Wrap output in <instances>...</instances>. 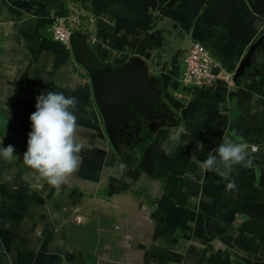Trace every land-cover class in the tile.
I'll return each instance as SVG.
<instances>
[{"label": "crops", "instance_id": "crops-1", "mask_svg": "<svg viewBox=\"0 0 264 264\" xmlns=\"http://www.w3.org/2000/svg\"><path fill=\"white\" fill-rule=\"evenodd\" d=\"M59 17L97 68L132 64L153 87L113 116L114 140L88 72L50 34ZM195 40L231 83L180 84ZM48 91L77 98L83 144L59 188L23 162ZM223 134L253 160L228 180L199 166ZM0 140L18 157L0 158V264H264V0H0Z\"/></svg>", "mask_w": 264, "mask_h": 264}, {"label": "clouds", "instance_id": "clouds-1", "mask_svg": "<svg viewBox=\"0 0 264 264\" xmlns=\"http://www.w3.org/2000/svg\"><path fill=\"white\" fill-rule=\"evenodd\" d=\"M77 105L78 100L74 96L48 91L37 96L36 111L30 115L32 130L28 134L23 162L56 188L76 172L80 163L79 153L83 144L76 135L79 127L74 114ZM5 108L8 111L6 103ZM170 139L176 141L175 136ZM198 146L203 148L202 143ZM248 147L242 139L234 141L223 134L221 143L208 153L206 159L199 162V166L205 172H215L228 180L235 165L245 168L253 166ZM0 158L11 162L18 157L14 147L8 145L0 147ZM226 187L228 190L235 189V181H230Z\"/></svg>", "mask_w": 264, "mask_h": 264}, {"label": "water", "instance_id": "water-1", "mask_svg": "<svg viewBox=\"0 0 264 264\" xmlns=\"http://www.w3.org/2000/svg\"><path fill=\"white\" fill-rule=\"evenodd\" d=\"M88 45L86 33L81 31L72 33L73 55L90 76L95 103L110 138L114 140L116 130L112 122L113 116L121 118L133 104L148 106L150 104L148 98L152 94L153 87L143 79L132 64L117 70L97 68L87 53Z\"/></svg>", "mask_w": 264, "mask_h": 264}, {"label": "built area", "instance_id": "built-area-1", "mask_svg": "<svg viewBox=\"0 0 264 264\" xmlns=\"http://www.w3.org/2000/svg\"><path fill=\"white\" fill-rule=\"evenodd\" d=\"M56 41L61 42L67 49H71V36L76 31L68 25L64 17H59L51 27ZM223 66L214 51L199 40L192 42V46L184 58V71L179 82L187 89H200L213 85L220 79L231 83L233 72L222 75Z\"/></svg>", "mask_w": 264, "mask_h": 264}, {"label": "rangeland", "instance_id": "rangeland-1", "mask_svg": "<svg viewBox=\"0 0 264 264\" xmlns=\"http://www.w3.org/2000/svg\"><path fill=\"white\" fill-rule=\"evenodd\" d=\"M50 31H51V30H50ZM50 34H51L52 38L54 39L52 32H51ZM54 40H55V39H54Z\"/></svg>", "mask_w": 264, "mask_h": 264}]
</instances>
